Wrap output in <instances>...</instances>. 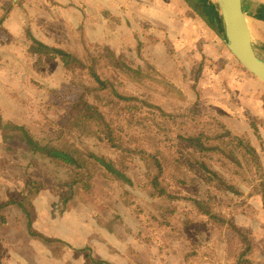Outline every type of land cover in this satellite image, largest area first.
<instances>
[{"label": "rangeland", "instance_id": "rangeland-1", "mask_svg": "<svg viewBox=\"0 0 264 264\" xmlns=\"http://www.w3.org/2000/svg\"><path fill=\"white\" fill-rule=\"evenodd\" d=\"M54 1L43 0V4L55 7ZM83 1L56 2L58 9H72L71 16L82 20ZM85 2L98 22L99 4ZM131 2L128 8L136 12L139 29L130 44L134 50L126 49L130 45L124 42L110 49L114 45L102 40V45L97 44L101 50L86 51L72 44L74 49L55 53L35 46L41 42L40 35L32 33L27 23L26 50L12 47L16 51L0 57L2 264H264V84L229 52L222 38L223 22L217 24L221 18L217 0ZM148 19L150 29L142 26ZM159 20L166 22L165 32L153 26ZM98 30L91 27L90 32ZM112 39L108 40L114 44ZM254 45L264 61L259 32ZM33 76L39 78L38 84H32ZM111 92L142 112L129 115L125 103L116 99L107 106V100L114 98ZM81 100L101 107L115 128L126 131L129 145L148 155L170 156L163 146L164 135H158L150 122L162 111L175 117L164 121L175 134L170 137L195 138L209 130L246 138L262 168L254 171L248 183L228 163L213 160L220 175L239 188L240 195L235 196L199 186L191 177L189 185L178 184L175 177H183L167 166L166 178L174 194L213 197L214 211L225 223L201 217L191 203L181 201L170 205L177 214L165 227L159 208L168 207L166 200L152 199L151 188L145 187L146 175L153 169L147 158L129 159L124 174L132 186L97 162L83 182L67 187L49 161L32 152V145L41 139L59 136ZM88 144L100 160L118 161V153L107 144L95 139ZM117 169L121 170L118 164Z\"/></svg>", "mask_w": 264, "mask_h": 264}, {"label": "trees", "instance_id": "trees-1", "mask_svg": "<svg viewBox=\"0 0 264 264\" xmlns=\"http://www.w3.org/2000/svg\"><path fill=\"white\" fill-rule=\"evenodd\" d=\"M159 83L153 82V85L158 86ZM169 86H162L161 88ZM104 87V85H99V89L102 91L105 90ZM170 89L173 90L172 86ZM110 94L114 98L107 100V106L113 105L114 99H116L120 103H125V109L129 115L142 112L138 105L133 106L136 104L123 96L114 92ZM84 110L86 114L83 113ZM156 118L161 119V121L156 120ZM156 118H150V122L154 125L158 135H164L163 146L168 149L170 156L164 152H154L148 155L143 150L131 147L129 136L125 130L115 128L101 107L88 102L84 103L83 100L76 104L72 119L68 121L59 136L41 139L32 145V152L35 156L39 155L46 158L54 174L67 187L71 185L74 187L83 182L87 178L88 170L94 167L97 162L106 167L111 176L125 185L132 186L131 180L124 174L128 170L129 159L131 157H145L151 161L153 168L146 175L145 187L151 188L152 199L163 198L168 205V207L159 208L165 227L171 225L170 219L177 214V209L170 205L181 201L191 203L197 209L199 216L218 223H225L214 211L215 201L213 197L182 198L174 194L166 178V173H168L166 167L172 165L175 171L181 174L183 180L175 177L178 184L189 185L187 178L191 177L193 183L199 186L214 187L226 194L231 193L237 196L240 195L239 188L221 176L212 162L216 159L218 162L228 163L236 176L244 182L251 183L252 177L254 178L255 175L254 171L262 168L258 153L246 138H237L231 134L228 136L221 133L213 134L214 132L205 129V132L200 133L195 138L180 135L170 137L175 134L164 125V121L174 120V115L159 111ZM93 139L107 144L111 150L117 152L118 161L111 163V160L104 161L95 156L91 151V145L88 144ZM117 164L121 170L117 169ZM0 264H2L1 257Z\"/></svg>", "mask_w": 264, "mask_h": 264}, {"label": "crops", "instance_id": "crops-1", "mask_svg": "<svg viewBox=\"0 0 264 264\" xmlns=\"http://www.w3.org/2000/svg\"><path fill=\"white\" fill-rule=\"evenodd\" d=\"M39 1L35 0V7H32V0H0V19L2 20V25H0V57H7L11 52L16 51L12 47L17 48V51L22 50L24 52L26 50V47H28V43L25 42L28 30L27 23L32 27V33L40 35L41 42H38L35 46H45L49 50L59 54H63L62 48L74 49L72 44L81 45L86 48V51L101 50L97 44L102 45V40L108 45H114L113 47L110 46V49H115L117 45L123 42L126 45H130L133 43L132 40L135 38V34L139 33L137 23L134 22L136 12L134 15V12L128 8L132 4L131 0H95L99 4L98 22H94V19L91 17L90 7L85 6V3L88 6H90V3L85 2V0L82 2L84 10L82 20H76L71 16L74 15L72 9H58L59 5L56 2L58 0L53 2L55 7H51L46 2L43 4V0ZM244 6L251 23L254 39H256V35L259 32L260 39L263 41L264 0H244ZM107 14H111L113 19ZM30 21H33V23ZM67 21H69V28L66 26ZM159 21L161 23H158V25L153 24V26L159 31L165 32L167 28L166 22L163 20ZM61 22H63V25L60 27L59 24ZM146 22L142 26L150 29L149 19ZM253 24L255 27H252ZM91 27L99 29L97 34L95 31L94 34L90 32ZM167 33H169L168 30ZM69 35L73 38L69 39ZM168 36L170 37L171 34ZM177 36L179 37V35ZM113 37L114 44H112ZM9 42H11V45ZM121 45L123 46L124 44ZM126 49L134 50V47L130 45ZM105 50L108 49L105 48ZM23 64L24 61L22 60V66ZM55 75L51 74L52 77ZM33 78L35 80L32 81V84L40 82L38 77L33 76Z\"/></svg>", "mask_w": 264, "mask_h": 264}, {"label": "water", "instance_id": "water-1", "mask_svg": "<svg viewBox=\"0 0 264 264\" xmlns=\"http://www.w3.org/2000/svg\"><path fill=\"white\" fill-rule=\"evenodd\" d=\"M221 8V18L225 35L222 36L231 55L252 76L264 84V61L259 57L251 29V23L245 10L244 0H217ZM223 5L228 9L226 18Z\"/></svg>", "mask_w": 264, "mask_h": 264}, {"label": "bare ground", "instance_id": "bare-ground-1", "mask_svg": "<svg viewBox=\"0 0 264 264\" xmlns=\"http://www.w3.org/2000/svg\"><path fill=\"white\" fill-rule=\"evenodd\" d=\"M223 12H224L225 17L227 18L229 15V12H228V9L225 5H223Z\"/></svg>", "mask_w": 264, "mask_h": 264}, {"label": "flooded vegetation", "instance_id": "flooded-vegetation-1", "mask_svg": "<svg viewBox=\"0 0 264 264\" xmlns=\"http://www.w3.org/2000/svg\"><path fill=\"white\" fill-rule=\"evenodd\" d=\"M256 49V48H255ZM259 57H260V55H259Z\"/></svg>", "mask_w": 264, "mask_h": 264}]
</instances>
